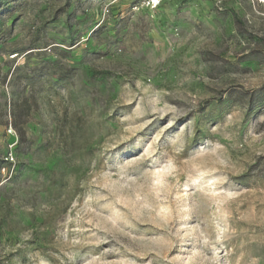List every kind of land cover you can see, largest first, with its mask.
<instances>
[{
	"label": "rangeland",
	"instance_id": "374dc122",
	"mask_svg": "<svg viewBox=\"0 0 264 264\" xmlns=\"http://www.w3.org/2000/svg\"><path fill=\"white\" fill-rule=\"evenodd\" d=\"M0 264H264V0H0Z\"/></svg>",
	"mask_w": 264,
	"mask_h": 264
},
{
	"label": "built area",
	"instance_id": "2783aa9c",
	"mask_svg": "<svg viewBox=\"0 0 264 264\" xmlns=\"http://www.w3.org/2000/svg\"><path fill=\"white\" fill-rule=\"evenodd\" d=\"M157 1H160V0H153V2L155 3V6L158 4Z\"/></svg>",
	"mask_w": 264,
	"mask_h": 264
}]
</instances>
